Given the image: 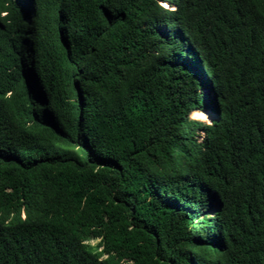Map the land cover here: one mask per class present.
I'll return each mask as SVG.
<instances>
[{"label":"trees","instance_id":"trees-1","mask_svg":"<svg viewBox=\"0 0 264 264\" xmlns=\"http://www.w3.org/2000/svg\"><path fill=\"white\" fill-rule=\"evenodd\" d=\"M0 264H264V0H0Z\"/></svg>","mask_w":264,"mask_h":264},{"label":"rangeland","instance_id":"rangeland-1","mask_svg":"<svg viewBox=\"0 0 264 264\" xmlns=\"http://www.w3.org/2000/svg\"><path fill=\"white\" fill-rule=\"evenodd\" d=\"M161 4L164 6L166 5V7H171L170 6V3L168 1H163L161 2ZM165 7V6H164ZM210 112L207 111V110H198L197 114L196 115H193L192 113L190 114L189 118L190 119H194V120H201V121H204L205 123H209L211 121V118H210ZM202 134V133H201ZM214 211L215 209H207L205 211V216H208V217H211L214 215ZM98 241L97 240H91L90 243L92 245L96 244Z\"/></svg>","mask_w":264,"mask_h":264}]
</instances>
